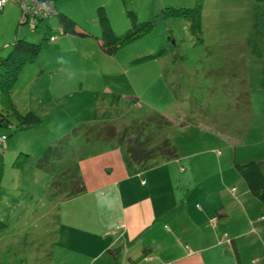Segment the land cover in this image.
<instances>
[{"label": "rangeland", "instance_id": "374dc122", "mask_svg": "<svg viewBox=\"0 0 264 264\" xmlns=\"http://www.w3.org/2000/svg\"><path fill=\"white\" fill-rule=\"evenodd\" d=\"M9 2L16 4L19 11L9 43L17 36L42 43L43 47L33 62L24 65L11 89L17 111L35 112L38 122L19 128L15 115L2 111L0 104V111L11 126H0V142L4 140L2 135L6 137L0 175V194L5 196L0 200V216L9 224L0 235V264H75L76 254L71 255L72 252L67 255L71 258L58 259V254L66 255L69 249L63 247V241L59 248L57 242L61 233L63 237L70 233V222L83 207L80 193L66 197L60 218H56L55 210L46 216L51 204L60 205L54 200L57 198L48 197H63L73 191L70 180L79 174V165L104 169L97 156L103 142H94V128L110 122L122 134L150 115L155 108L153 102L158 108L164 107L170 99L162 89L152 90L153 66L167 65L169 70L178 60L184 59L177 66L181 70L184 64L189 66L198 59V63L209 61L201 75H207V80L218 87L220 80L228 82V75L233 77L234 70L248 63L260 76L258 86L264 89V0H56V10L71 16L79 28L84 27L89 33L85 37L68 34L64 40H60L66 34L57 14L43 18L33 29L31 24L20 25L21 31L16 35L21 11L18 0ZM195 6H199L200 32L191 28V17L166 16L162 12L166 7ZM100 11L117 36L131 27L129 11L138 24L155 17L156 22L109 55L96 39L102 36ZM51 36L56 37L55 41L50 40ZM55 43L60 45L55 48ZM7 47L1 58L11 50ZM137 62L142 63L136 65ZM134 67L143 72L140 77L132 76ZM144 78L150 79L145 86L148 95L138 106L131 105L127 96H137ZM155 84L158 88L162 82L155 79ZM208 94L215 111L219 92ZM254 126L264 127V115H255ZM171 131L164 128V136ZM121 137L115 139L121 141ZM173 141L170 140L172 144ZM49 146L54 152L40 168L38 159ZM103 163L111 166L109 161ZM5 204L8 205L4 207ZM82 213L86 214L85 208Z\"/></svg>", "mask_w": 264, "mask_h": 264}, {"label": "crops", "instance_id": "0c3cea01", "mask_svg": "<svg viewBox=\"0 0 264 264\" xmlns=\"http://www.w3.org/2000/svg\"><path fill=\"white\" fill-rule=\"evenodd\" d=\"M9 1L0 10V58L11 45L19 15ZM183 61L169 70L167 65L153 66L152 74V90L162 89L170 100L161 108L153 102L151 112L162 111L174 120L167 137L174 140L178 157L146 168L128 166L121 141L103 142L97 156L104 169L77 168L84 185L83 207L70 222V233L58 238V247L63 241L69 249L57 255L59 260L71 258L67 255L72 252L75 264H264V204L234 169L236 163L256 160L264 174V127L254 126L255 115H264L260 76L244 63L218 87L201 75L209 61L198 59L181 70L177 66ZM135 67L132 76L140 77L143 72ZM146 78L136 92L141 99L148 95ZM155 79L162 82L158 88ZM213 90L220 99L215 111L208 97ZM133 98L127 96L128 102ZM66 200L51 204L46 216L55 210L56 218L63 217Z\"/></svg>", "mask_w": 264, "mask_h": 264}, {"label": "trees", "instance_id": "16d2710c", "mask_svg": "<svg viewBox=\"0 0 264 264\" xmlns=\"http://www.w3.org/2000/svg\"><path fill=\"white\" fill-rule=\"evenodd\" d=\"M53 2L55 4L56 0H53ZM198 10L199 6H195L192 9L166 7L162 12L166 16L191 17V28L195 32H200L201 19ZM129 13L131 27H129L121 36H117L114 34L103 13L101 11L99 12V19L102 25V36H98L96 39L99 43V47L109 55H112L119 48V46L124 43L138 38L143 31H147V29L153 26L156 22L155 17L151 21H143L138 24L133 12L129 11ZM55 14L58 16V21L63 34H71L79 37L89 35L84 27L79 28L75 20L65 12L56 10ZM37 25L35 27H37ZM18 28L20 29V25H18L15 30L16 35L19 33ZM54 38L55 36H52L50 40L53 41L55 40ZM10 47L11 50L8 54L3 58H0V104L2 106V111L6 113L11 112V114L15 115L19 128H22L36 124L39 117L31 110L24 114L19 113L11 97V89L21 69L25 64H29L34 61L42 50L43 44L32 43L26 41L24 37L17 38L16 36V39ZM140 102L141 98L137 95L131 100L130 104L135 105ZM2 111H0V126H9L10 124L3 115ZM95 120L96 116L94 117V121ZM152 125L153 127L149 128ZM173 125L174 120L168 118L162 111L151 112L150 115L145 117L144 120L141 121L135 128H132L122 134L119 133L120 131L118 127L110 122L106 123L104 126H100L101 128H94L93 140L108 142L113 140L118 135L122 136L120 138V148L123 151V160L125 164L128 166L136 165L140 168H146L160 161H169L178 157L176 147L170 142L168 137L164 136L166 135L164 134V128H171ZM2 137H4V140L3 142H0V175L2 171V148L5 146L6 141V137L3 135ZM53 152V146H49L45 149L41 157L38 159L37 165L40 168L45 166V163L48 162ZM15 163L12 165L14 166ZM234 169L245 181L250 194L264 204V174L261 164L256 160H251L242 164H234ZM70 181L73 184V191L70 194H62L63 197L60 195L57 197L50 196L48 198H57L54 200L59 202L61 199H67L70 197L69 195L74 196L84 190L83 181L81 180V176L79 174L71 176ZM4 196L5 194L1 193L0 200H2ZM7 228H9V224L0 217V231Z\"/></svg>", "mask_w": 264, "mask_h": 264}, {"label": "built area", "instance_id": "2783aa9c", "mask_svg": "<svg viewBox=\"0 0 264 264\" xmlns=\"http://www.w3.org/2000/svg\"><path fill=\"white\" fill-rule=\"evenodd\" d=\"M8 1L0 0V10ZM17 4L21 11L18 25L31 24L35 28L40 20L56 13L53 0H18Z\"/></svg>", "mask_w": 264, "mask_h": 264}]
</instances>
